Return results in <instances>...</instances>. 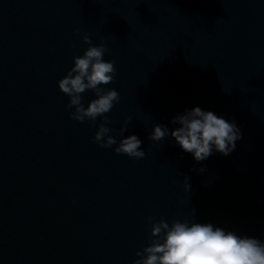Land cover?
I'll return each instance as SVG.
<instances>
[{"label": "water", "instance_id": "1", "mask_svg": "<svg viewBox=\"0 0 264 264\" xmlns=\"http://www.w3.org/2000/svg\"><path fill=\"white\" fill-rule=\"evenodd\" d=\"M84 32L115 62L110 134L128 118L143 157L69 115L57 80ZM194 105L240 126L231 153L148 136ZM149 215L264 238V0H0V264H132Z\"/></svg>", "mask_w": 264, "mask_h": 264}, {"label": "clouds", "instance_id": "2", "mask_svg": "<svg viewBox=\"0 0 264 264\" xmlns=\"http://www.w3.org/2000/svg\"><path fill=\"white\" fill-rule=\"evenodd\" d=\"M77 31H79L77 29ZM87 47L82 54L72 57L73 63L65 74L57 80V86L68 97L66 108L69 115L90 125L100 122L92 139L102 147L115 146L114 151L132 158L145 155L141 147L143 141L136 133L127 131V121L121 123L119 137L110 134L109 117L106 115L119 101L120 94L114 87H105L115 79L116 66L112 59H105L107 50L103 38L92 43L87 32L82 34ZM92 90L95 94L85 105L82 93ZM167 124L154 122L148 136L158 141L173 137L174 142L184 151L191 153L196 161H204L213 151L228 155L236 148V141L242 137L240 126L233 119L217 114L199 105L186 108L172 116ZM201 165L199 171L203 172ZM182 187L191 190L187 175ZM150 227L148 242L137 249V258L132 264H264V238L239 234L213 222H201L195 218H172L163 216L155 219L147 217Z\"/></svg>", "mask_w": 264, "mask_h": 264}]
</instances>
